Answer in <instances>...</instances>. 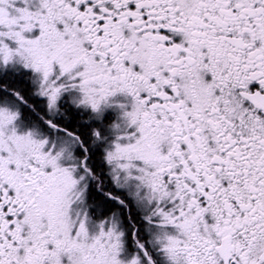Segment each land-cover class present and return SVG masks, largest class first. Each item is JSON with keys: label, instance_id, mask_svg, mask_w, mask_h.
Returning a JSON list of instances; mask_svg holds the SVG:
<instances>
[{"label": "snow or ice", "instance_id": "snow-or-ice-1", "mask_svg": "<svg viewBox=\"0 0 264 264\" xmlns=\"http://www.w3.org/2000/svg\"><path fill=\"white\" fill-rule=\"evenodd\" d=\"M0 264H264V0H0Z\"/></svg>", "mask_w": 264, "mask_h": 264}]
</instances>
